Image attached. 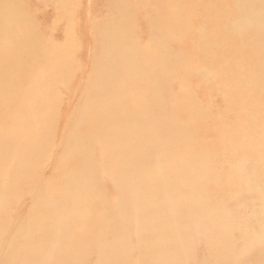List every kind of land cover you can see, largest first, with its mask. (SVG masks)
Listing matches in <instances>:
<instances>
[{
    "label": "bare ground",
    "instance_id": "bare-ground-1",
    "mask_svg": "<svg viewBox=\"0 0 264 264\" xmlns=\"http://www.w3.org/2000/svg\"><path fill=\"white\" fill-rule=\"evenodd\" d=\"M110 1L114 2L115 0ZM151 1L155 3L157 13L155 20L149 21L150 29L157 23V26L161 27V30L144 47H136L133 41L127 46L123 44L120 38L110 39L111 34L120 37L121 35L124 36L121 32L126 26L125 22L127 18L118 17L119 21L115 26L109 25L107 19L105 20V23L108 25L107 30L109 31L103 34L99 33L96 38L98 45H100L99 48L103 51L101 57L105 58L103 59L104 61L114 60L116 58L115 44L119 45L123 49L120 53V56L123 58L121 71L119 73L111 72L107 84L105 80H101L109 89L96 90L94 86H89V90L93 91V93H90L92 95V102H87L81 114L82 119H77L76 121L77 128L71 134L73 142L67 138L65 142L68 146V148H65L66 152L61 153V155L58 154L60 155L59 165L63 167V171L73 170L81 174L102 172V175L105 176L109 172H115L118 169L116 163L123 161L120 155H117L113 165L103 166L101 170L91 167L86 162V160L91 159L93 156L96 159L99 158L100 152L95 148L97 144L95 140L102 142V145L106 144L101 134L107 132L109 122L117 127L115 144H117L121 153H126L122 146L124 142L119 143L118 141L124 140L129 136H132L136 140L143 139L146 146L149 147V156L152 151L149 142L154 145H162V138L156 136L157 131L149 116L141 114L136 119H128L126 116L139 113L131 111L127 112L126 116H124L121 108L124 105L122 103L118 105L117 95L120 91L122 92L124 86H129L132 90V81H136L139 85L143 86L144 90L150 89V101L148 105H153V108L150 109V113L153 116L158 117L164 111L173 113L184 132L183 134L187 135L189 122L192 118L190 114L185 120L178 119V116L180 114L187 115L191 110H194V107L195 110L198 107L192 103H186L187 101L177 99L174 103L172 102L173 108L170 107L171 110L164 109V101L162 102L158 98L163 95L162 84L159 85L158 83L159 76L163 79V87H165L166 83L168 84V78L174 81L173 79L176 80L181 75L188 74L187 70L181 67H178L180 73H175L177 64H175L174 68H168L166 67L167 61L157 54L158 51L168 44V41L171 40L169 37L172 34V38L175 39V42L178 40L180 46L187 44L186 49L192 48L195 52L193 53V55H196L195 75L199 76L204 83V87L212 89L213 94L218 96L224 104V107L222 105L224 110H226L224 114L228 115L226 117L230 119L218 120L215 125L220 128L221 132L226 131L221 147L223 149V146L230 145V148L233 150L232 152L237 154L236 167L230 168L231 173L230 175L228 174L229 178H223L224 180L221 182L217 181L216 185V180L222 179V177L219 179V174L222 173L220 170H218V175L206 177V183L204 184L203 177L198 172L195 175V172L198 169L201 171L205 170L203 168L205 167L203 165V158H208L209 160L210 156H204L203 151L198 147L191 148L192 146H187L190 148L186 151L183 150L184 153L190 154L195 149L196 154L194 163L188 169L185 177L191 187H187L182 181H179L181 177L172 179L174 183L180 182L183 185L181 186L183 190L181 192L177 191V194H175V191L172 192V199L166 204L168 207L167 211L162 210L164 205L158 206L144 203L141 200H137L132 204V194H130L131 198L125 205L122 202L113 203L109 208L96 210L94 212L95 216L87 214L88 202L86 205L81 204L77 196H75L73 206L66 202V200L55 201L54 206L56 211L49 225V228L54 229V232L51 236V245L48 247V251H61L62 245L67 248H72L76 245L91 248L95 244L108 260L114 261L112 264H180L183 255H187L188 259L192 258L193 239L200 238L205 240L204 242H208L205 243V251L207 249L209 255L212 253L217 257L213 260L214 264H236L237 256L224 247L226 246V238L231 239V233L237 228L236 222H240L243 223L245 231L249 235V239L242 238L241 241V247L245 248L243 254L245 256L249 254L253 256L254 262L250 260V264H264V238H257L256 232L253 231L264 232V186L260 185L259 178L257 179V176H263L264 178V67L260 68L262 60L264 62V0H232L228 5V9L223 0H196L198 9H201L199 15H196V17L198 16L202 20V24L196 25V27L201 26V28H194L195 32L200 33V38L197 41L200 44L198 49L194 48V43L188 37L189 32L186 36H181L175 30V17L163 12V7L160 5L168 6L166 4L167 1ZM201 1H204L202 6ZM121 5L119 2L117 6L119 14L124 13L121 12ZM177 6L179 15L187 18V9L183 6ZM128 7H131V5ZM20 8V0H0V160L11 159L17 163H23L32 157L36 142L34 138L29 141L28 139L32 136L21 128H17V123L14 120L10 122V125L6 126L5 122H7V119L4 115L23 101L31 104L34 101L42 102L44 98L33 94L35 90L34 66L31 68L32 83L29 87L21 94L7 95L12 83L18 80L17 75L19 70L13 61L20 59L23 61L41 62L43 57L52 56L53 52H55V55L59 54V50L64 48H59V46L58 48H54L51 46V48L46 49L39 46V43L37 46L31 45L29 47L30 59L24 60L26 45L23 41L26 40V37L22 40V32L18 33L17 29L13 27V23L16 20H14L16 12ZM126 12H129L128 8ZM3 16L9 17L11 20L6 22ZM193 19L195 18L192 17L191 20ZM186 21L187 29L190 30V20L186 19ZM205 26L207 29H205ZM14 31L17 32V35H15ZM156 31L158 30L156 29ZM168 31H171L170 36H168ZM15 38L17 40V48L15 46ZM158 39H160L159 44H157ZM10 47L15 49L14 51L17 52V55L8 60L7 53L13 52V50H9ZM155 57L159 61L164 62V64H155ZM42 62L45 63L44 61ZM254 62H256L257 66L254 65ZM131 65L135 67L134 76L130 72ZM39 67L38 72L45 65ZM110 70H103L102 72L109 73ZM51 72L52 74H56V71ZM4 75L8 79H5ZM42 87L45 88L46 85L43 84ZM135 110L137 111L138 108H135ZM2 111L7 112L3 114ZM228 112L231 114H227ZM47 117L48 114H45L44 119L48 120ZM230 120L233 121L236 130L228 122ZM209 130H207V133ZM85 134L88 135V140L83 138ZM47 142L53 143L51 140ZM212 144L214 145V143ZM70 148L74 149V151H70ZM154 153L161 156L156 151ZM149 156L148 158H150ZM69 157L79 158L80 164L68 167L67 159ZM126 162L134 168L140 169L138 163L130 162L127 156ZM209 162L213 161L210 159ZM243 162H246L247 165L250 163L253 165V168L250 170V179L251 176L255 179H253V184L247 183L250 181L246 182L241 176V173L246 171L245 168L247 166H244ZM183 163L184 160L181 159L179 164L175 165L172 169V175L175 174L176 169H179L182 176L184 175L186 170L182 165ZM121 178L122 175L120 174L119 177L115 178V181L120 182ZM32 181L33 178L27 179L25 183L27 186H30ZM71 189L73 191L75 186H71ZM77 192L75 191V195ZM214 192L216 193L215 196L213 195ZM33 193H35V190H31L30 194L32 195ZM64 197L65 195H63ZM19 198L21 199L22 197L18 196L17 191H14L13 195L9 196L6 188L4 186L0 187V264H39V255L42 253L46 255L49 252L38 248L37 245L22 249L11 238L13 233L10 234L5 229V225L8 223L14 227L17 225L16 222L12 223L14 218L10 216L9 210L10 207L13 209V206L16 208V205L20 201L17 202L16 200ZM31 201L32 205L28 206L29 212L25 214V219H27L25 221L28 223L34 221L38 217L37 213L45 208L48 203V201H34L32 199ZM172 202H178V205L172 204ZM235 202H238V204ZM249 202H253L251 206L252 210H248L247 204ZM104 203L106 204L107 200H104ZM257 203L259 204L258 207H256ZM140 206H142V211L136 215L134 212L139 211ZM129 207H131V210L125 213V209ZM214 215H216V218ZM78 216L84 217L86 222L81 223L78 221ZM89 217H93L94 219L89 220ZM4 220L8 222H4ZM125 223L127 224L125 225ZM221 223L224 224L223 232L219 230ZM255 223L257 225H254ZM3 233H6L5 237H3ZM62 235H65L64 244L62 242ZM131 235L134 237L133 241H135L133 245L131 244L133 242H130ZM112 238H116V240ZM234 241L236 240H233L231 244ZM255 246L260 247L254 251ZM133 249L139 250L134 261L133 255H131V250L133 251ZM194 250H196L195 246ZM215 250L216 252H212ZM148 251H151V253L147 254L149 253ZM259 254L261 256L258 258ZM13 255L19 257V259L16 260ZM100 258L99 264H109V262L103 261L101 256ZM260 258L262 259L260 260ZM66 259L67 254H64L51 260L46 259L44 264H51L56 260H58V264H68ZM205 262L207 261L205 260Z\"/></svg>",
    "mask_w": 264,
    "mask_h": 264
},
{
    "label": "rangeland",
    "instance_id": "rangeland-1",
    "mask_svg": "<svg viewBox=\"0 0 264 264\" xmlns=\"http://www.w3.org/2000/svg\"><path fill=\"white\" fill-rule=\"evenodd\" d=\"M165 1H167V3H165L168 4V6H160L163 7L164 13L175 17V30L181 36H186L189 32L188 37L194 43V48L196 47L198 49L200 44L197 43V41L200 38V33L195 32L194 28L199 27H196V25L202 24V20L198 16V18L196 17L201 11V9L199 10L197 7L196 0ZM231 1L232 0H223L227 9ZM119 2L122 4L121 12L124 13L119 14L117 9ZM203 3L204 1H201V6ZM129 5H131V7H128ZM177 5L187 9V18L179 15ZM20 7V10L16 12V17L14 18V20L16 19L17 21L13 20V27L17 29L16 31L18 33L22 32V40L26 37V40L23 41L27 46H25L24 60L27 58L30 59L29 47L31 45L37 46L39 43V46L46 49L51 48V46L54 48H58V46L59 48L64 47L59 50V54L55 55V52L52 51V56L43 57L42 61L45 63L42 61L31 62L20 59L13 61L16 68L19 70L17 75L18 80L12 83L7 95L16 93L21 94L29 87L32 83L31 68L34 66L35 76L33 77L35 90L33 94L43 97L44 100L42 102L34 101L31 104H27L23 101L17 107H13L9 112L2 111L3 114L7 112L4 115L7 119H5L7 121L5 122V125L7 124L6 126L10 125V122L14 120L17 123V128H21L24 132L32 136L28 140L31 141L32 138H34L36 142L35 149L31 155L32 157L25 162L17 163L11 159L0 160V187L4 186L9 196H12L13 192L17 191L18 196L22 197L24 200L23 201L22 198L17 199V202L20 201L16 205V208L13 206V209L10 207L9 210L10 216L14 218L12 223L16 222L17 225L14 224L16 227L10 223L5 225V229L10 234L13 233L11 238L14 239L22 249L37 245L38 248L49 252L48 247L51 245V236L54 232V229L49 228V225L56 211L54 206L55 201L66 200V202L73 206L75 196H77L81 204L86 205L88 202L87 214L95 216L94 212L96 210L99 211L106 207L109 208L113 203L122 202L125 205L131 198L130 194H132V204L137 200H141L144 203H151L158 206L164 205L162 210L167 211L168 207L166 204L172 199V192L175 191V194H177V191L181 192L183 190L181 187L183 185L180 182L174 183L172 179L181 177L179 181H182L185 186L191 187L185 177L188 169L194 163L196 154L195 149L194 152H190V154L184 153L183 150L186 151L190 148L187 146H192L191 148L198 147L203 151L204 156H210V159L213 161L209 162L210 159L203 158V165L205 166L203 168L205 170L201 171L198 169L195 172V175H197L198 172V174L203 177L204 184L206 183V177L209 178L212 175H218V170L222 172L219 174V179L221 177L222 179L216 180L215 185L218 183L217 181L221 182L224 180L223 178H229L231 173L230 168L236 167V159L238 156L232 152L233 150L230 148V145L223 146L224 148L222 149L221 144L226 131H223L224 133L221 132L220 128L216 127L215 124L218 120H229L230 118L226 117L228 115L224 114L226 110L223 108L224 104L221 99L213 94L212 89L204 87L202 79L195 75L196 55H193L195 52L192 48L190 49L188 47L189 49H186L187 44L181 43L182 45L180 46L177 39L175 42V39L172 38V34L170 36L171 31H168V36H170L169 38L171 40H169L168 44L165 45L162 50L158 51L157 54L163 60L167 61L166 67L174 68L175 64H177L175 73H180L178 67H181L186 69L188 74L181 75L177 78L178 80L173 79L174 81L168 78V84L165 82V87H163V79L157 75L159 78L158 83L159 85L162 84L163 91L162 97L159 96L158 98L160 101H164V109L171 110V108H173L172 102L174 103L177 99L187 101L186 103H192L198 107L197 110H195L194 107V110H191L187 115L180 114L178 116L180 120H185L189 114L192 118L189 122L187 135L183 134L184 132L173 113L164 111L158 117L153 116L150 113V109L153 108V105H148L150 101V89L144 90L143 86L139 85L136 81H132V90L129 86H124L122 92L118 90L120 91L117 95L118 105H120L119 103L124 105V107H121L124 116H126L127 112L131 111L139 113L126 116L128 119H136L141 114L149 116L157 131L156 136L162 138V145H154L148 141L152 149L149 156V147L146 146L145 141L143 139L136 140L132 138V136H129L124 140L118 141L119 143L124 142L122 146L126 153H121L119 147L115 144L117 127L109 122L107 132L101 134L106 144L102 145V142L95 140L97 142L95 148L100 152L99 158L96 159L95 156H93L91 159L86 160V162L89 163L91 167L101 170L103 166L113 165L117 155H120L123 161H118V163H116L118 169L115 172H109V174L105 176L102 175V172L81 174L73 170L63 171V167L59 165V157L61 153L66 152L65 148H68L65 144L67 138L73 142L71 134H73L72 131L77 128V119H82L81 114L85 105L88 101L92 102V95L90 93H93V91L89 90V86H94L96 90L109 89L106 84L108 83L110 73L113 71L119 73L121 71L123 58L120 56V53L123 49L119 45L115 44L116 58L114 60L104 61L103 59L105 58L103 56L101 57L103 51L99 48L100 45H98L96 38L99 33L103 34L109 31L107 30L108 25L105 23V20L107 19L109 25L115 26L119 21L118 17L127 18L125 22L126 26L121 32L124 36L121 35L120 37L111 34L110 39L120 38L123 44L127 46L133 41L136 47H144L148 45L150 39H154L156 35L159 34V30H161V27L159 28L157 23L151 29L149 26V21H153L156 18V5L151 0H115L114 2L110 0H20ZM127 8L129 9L128 13L126 12ZM191 16L196 20H191ZM3 18L6 22L11 20L9 17L3 16ZM186 19L190 20V30L187 29ZM199 28H201V26ZM156 29L158 31H156ZM205 29H207L206 26ZM16 31H14L15 35H17ZM158 40L157 44L160 42V39ZM15 46L17 48L16 38ZM9 50H13V52L7 53L8 60L14 55H17L14 48L10 47ZM48 53L50 54V52ZM154 63L164 64V62L159 61L156 57ZM42 65H45V67H42L41 70L39 69L38 72L39 66ZM254 65L257 66L256 62H254ZM263 67L264 62L262 60L260 68ZM103 70H110V72L105 73L102 72ZM51 71H56V74H52ZM130 72L131 75L134 76V65H131ZM4 78L8 79L6 75H4ZM66 78L67 80L65 81ZM197 79L198 81H196ZM101 80H105L106 84L104 85ZM43 84L46 85L45 88L42 87ZM144 84L146 85V83ZM206 88L208 89L205 90ZM96 97L102 99L99 96ZM167 97L169 98L167 99ZM168 105L171 106L168 107ZM135 108H138V110L136 111ZM221 108L223 109L221 110ZM229 113L230 112L227 114ZM45 114H48V120L44 119ZM228 122L233 125V129L236 130L233 121L230 120ZM6 126L4 127L6 128ZM207 130H209L208 133ZM213 133L216 134V137ZM83 138L88 140V135L85 134ZM50 140L53 142L52 144L47 142ZM212 143H214V145L216 144V146ZM69 150L74 151L72 148ZM154 151L158 152L161 156L156 155ZM126 156L130 162L138 163L140 169H136L126 162ZM148 156L150 158H148ZM181 159L184 160L182 165L185 167L186 172L182 176L179 169H176L175 174L172 175V169L176 164H179ZM67 164L68 167L77 166L80 164V159L69 157L67 159ZM243 165L246 166L247 163L243 162ZM252 168V163L248 164L245 168L246 171L242 172L241 176L246 182L248 180L250 181L247 183L253 184L255 179L253 176H251L250 179V170ZM120 174L122 175L121 181H115V178L119 177ZM32 178L33 181L31 185L27 186L25 181ZM257 179L260 185L264 186L263 176H257ZM71 186H75L73 191ZM212 186L214 187V185ZM31 190H35V193L32 195L30 194ZM75 191H78L76 195ZM215 194L214 192L213 195L215 196ZM63 195H65L64 198ZM209 198L210 196L208 200ZM31 199L34 201H48V203L45 208L37 213L38 217L31 223H28L25 221L27 220L25 219V214L29 212L28 206L32 205ZM104 200H107L106 204ZM173 203L178 205V202H172V204ZM235 203L238 204V202ZM252 204L253 202L247 204L249 207L248 210H252ZM258 205L257 203L256 207H258ZM128 210H131V207L125 209V213ZM140 211H142V206H140L139 211H135L134 213L137 215ZM214 216L216 218V215ZM78 217V221L81 223L86 222L84 217ZM132 218L135 219L134 216H132ZM88 219L91 220L94 218L89 217ZM4 222L8 221L4 220ZM126 224L127 223H125V225ZM236 225L237 228L231 233V239L226 238V246L224 248L237 256L236 264H250V260L254 262L253 256L251 254L248 255L249 257L247 255L245 256L243 254L245 248L241 247L242 238L249 239V235L246 233L243 223L236 222ZM254 225L257 224L255 223ZM223 227L224 224L221 223L219 227L220 232L224 231ZM253 231L256 232L255 235L257 238H264V232H259L257 230ZM65 235H62L63 244ZM5 236L6 233H3V237ZM130 237L132 239H130V242L132 241L133 243L131 244L133 245L135 242L133 241L134 237H132V235ZM112 239L116 240V238ZM233 240L236 241L231 244ZM204 241L205 240L200 238H194L192 258L188 259L187 255H183L180 264H214L213 260L217 257L212 253L209 255L207 249L205 251V243L208 242ZM194 246L197 251L194 250ZM259 247L260 246H255L254 251L258 250ZM138 251L137 249L131 250L133 261ZM148 252L147 254L151 253V251ZM212 252H216V250ZM64 254H67L66 261L68 264H99L101 260L100 256L103 261H107L109 264L114 263V261L108 260L95 244H93L91 248L83 245L67 248L62 245L61 251L53 250L46 255L43 253L40 254L38 262L39 264H44L46 259L51 260L54 257H60ZM260 256L261 254L258 255V258ZM211 257L214 258L212 259ZM14 258L16 260L19 259V257L16 256H14ZM261 259L262 258H260V260ZM205 260L207 262H205ZM58 263V260H56L51 264Z\"/></svg>",
    "mask_w": 264,
    "mask_h": 264
}]
</instances>
